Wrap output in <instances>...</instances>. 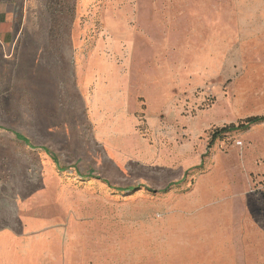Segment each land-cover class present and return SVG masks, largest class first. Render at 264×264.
I'll list each match as a JSON object with an SVG mask.
<instances>
[{
  "label": "rangeland",
  "instance_id": "rangeland-1",
  "mask_svg": "<svg viewBox=\"0 0 264 264\" xmlns=\"http://www.w3.org/2000/svg\"><path fill=\"white\" fill-rule=\"evenodd\" d=\"M0 1L22 33L18 50L0 48V127L47 146L73 175L86 161L108 174L112 159L117 183L137 185L89 192L68 260L55 264H264V122L210 141L264 116V65H224L264 44V0ZM97 73L128 78L126 121L95 115ZM127 121L118 149L95 143L99 124ZM12 140L0 190L39 176ZM195 191L213 206L195 205Z\"/></svg>",
  "mask_w": 264,
  "mask_h": 264
},
{
  "label": "crops",
  "instance_id": "crops-1",
  "mask_svg": "<svg viewBox=\"0 0 264 264\" xmlns=\"http://www.w3.org/2000/svg\"><path fill=\"white\" fill-rule=\"evenodd\" d=\"M12 27L13 11L8 10L6 4L0 1V48L4 51L18 50L21 46L22 33L13 30ZM248 47L247 52H243L244 48L241 47L239 55H234L233 61L230 56L224 65H264V44ZM96 75L92 83L96 87L95 95L91 101V108L96 111L95 115L106 110H114L119 121H126L128 78L121 76L112 81L111 78L105 79L104 73ZM231 85L235 86L233 82ZM108 86L114 88L112 97ZM132 124L133 121L127 125L123 124L120 130L117 129V125L110 127L99 124L95 143L111 151L118 149L114 145V142H117L116 136L121 138L123 132L129 134L133 128ZM108 132L112 137L103 135ZM9 139H14L15 141L12 140L10 143L19 147L21 155L18 154L16 157L25 161V171L27 168L28 171H32L29 159L36 160L39 176L27 173L21 180H15V183H9V180L5 183L7 189L0 190V264H55L56 261L68 260L73 228L81 223L83 214L87 212L89 201L87 194L92 191L96 198H99L105 189L125 193L132 192L137 186L117 183L120 180L121 169L112 159L107 162L111 169L108 174L105 173L107 170L102 168L101 171H97L86 161L84 168L73 170V175L72 169L59 166L47 146L29 142L28 136L2 127H0L1 160L7 159L4 152L9 149ZM104 139L106 142H103ZM255 149L258 152V148ZM256 150L253 149L252 154H255ZM151 157L156 158L152 151ZM120 162L125 165L124 161ZM192 197L195 205L202 204L203 200L208 201V205L214 204L208 192L199 194L195 191ZM92 201L97 203L98 200Z\"/></svg>",
  "mask_w": 264,
  "mask_h": 264
},
{
  "label": "trees",
  "instance_id": "trees-1",
  "mask_svg": "<svg viewBox=\"0 0 264 264\" xmlns=\"http://www.w3.org/2000/svg\"><path fill=\"white\" fill-rule=\"evenodd\" d=\"M264 122V116L261 117H249L243 121H240L237 125H229L220 129H215L210 135V141L214 142L222 134L233 131H244L249 129L250 126Z\"/></svg>",
  "mask_w": 264,
  "mask_h": 264
},
{
  "label": "bare ground",
  "instance_id": "bare-ground-1",
  "mask_svg": "<svg viewBox=\"0 0 264 264\" xmlns=\"http://www.w3.org/2000/svg\"><path fill=\"white\" fill-rule=\"evenodd\" d=\"M175 39H176V37H175ZM42 72V71H41ZM31 73H32V71H31ZM50 74V73H49ZM30 77V76H29ZM46 77V76H45ZM70 77V76H69ZM61 79V78H60ZM41 80V79H40ZM1 82V81H0ZM55 83V82H54ZM68 104V103H67ZM66 104V105H67ZM12 112V111H11ZM54 115V114H53ZM69 117V116H68ZM76 117V116H75ZM14 118V117H13ZM74 118V117H73ZM75 120V119H74Z\"/></svg>",
  "mask_w": 264,
  "mask_h": 264
}]
</instances>
